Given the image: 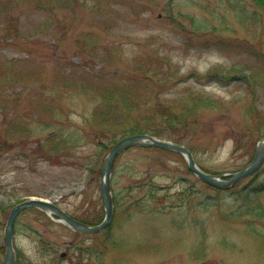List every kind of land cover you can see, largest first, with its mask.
I'll return each mask as SVG.
<instances>
[{
	"label": "rangeland",
	"instance_id": "1",
	"mask_svg": "<svg viewBox=\"0 0 264 264\" xmlns=\"http://www.w3.org/2000/svg\"><path fill=\"white\" fill-rule=\"evenodd\" d=\"M140 66L160 74L136 93L150 102L93 117L105 105L98 88L140 81ZM130 114L163 137L141 125L134 134L172 136L204 174L245 168L264 139V14L249 0H0V264L6 218L27 198L89 226L103 220L100 168L133 134L120 133ZM178 114L188 124L168 132L162 120ZM263 180L264 160L218 190L182 154L131 148L112 168L109 226L75 233L26 209L16 264H264V190L250 192Z\"/></svg>",
	"mask_w": 264,
	"mask_h": 264
},
{
	"label": "water",
	"instance_id": "2",
	"mask_svg": "<svg viewBox=\"0 0 264 264\" xmlns=\"http://www.w3.org/2000/svg\"><path fill=\"white\" fill-rule=\"evenodd\" d=\"M132 147H155L165 151L176 152L185 156L187 160L188 169L196 175L202 182L215 187L226 189L231 187L234 183L239 181L242 178L251 176L262 164L264 160V139L256 146V150L251 162L242 170L233 173L231 175H208L202 173L196 166L194 159L190 152L185 148L172 144L169 141L158 140L148 135L135 134L129 135L118 140L112 148L109 150L108 154L104 158L100 179L99 187L102 196V204L104 209V219L101 223L95 226H88L84 223H81L70 216H68L63 210H61L57 205L38 198H31L26 201H23L16 206H14L6 220V224L3 230V239L5 246V253L3 257L4 264H16L15 254L12 245V229L15 218L17 215L26 208H37L48 215H53L58 218V222L63 223L65 226L71 230L79 233H95L105 229L112 218L113 215V206H112V197L110 191V177L112 173V166L114 160L118 154L121 152L132 148ZM226 178H228L226 180Z\"/></svg>",
	"mask_w": 264,
	"mask_h": 264
},
{
	"label": "trees",
	"instance_id": "3",
	"mask_svg": "<svg viewBox=\"0 0 264 264\" xmlns=\"http://www.w3.org/2000/svg\"><path fill=\"white\" fill-rule=\"evenodd\" d=\"M249 1L251 2V4H253V6L255 8H257L260 12H262L264 14V0H249ZM254 13H255V11H254ZM252 18L256 19V15L252 14ZM137 71L142 74L140 81L129 79L130 76H127L126 77L127 78L126 79L127 85L124 88H121V87H118L116 89H105L103 87L98 88L100 93L96 92L98 94V96H96V97L99 99L100 102L104 103L105 105H102V106H99L98 108H96L92 114L93 117H99L100 114L113 115L110 117H114V116L121 117V116H124V113H123L124 111H128V110H136L137 111V109H139V107L142 103L144 104V103L150 102L147 99H144V101L141 102L140 98L141 97L151 98L152 96H137L136 93L138 92L139 89L147 91L146 89L149 87L158 86L160 81H161L160 74L151 75V71L148 69V67H143V66H140V68H138ZM122 75H124V77H125V75H127V74L123 73ZM98 89H95V90L98 91ZM124 90H126V91H124ZM135 106H137V107H135ZM119 111L122 114L116 115V114H118ZM179 114L185 115V114H187V112L182 111ZM179 114L176 116V119L174 118L172 121L170 118H164L162 120V124L167 123L169 125L168 132H170L172 125L174 127H180L181 126V127L185 128L186 125L188 124L186 121H184L179 116ZM188 115H189V113H188ZM108 119H109L108 121L113 120V118H108ZM126 123H128V126H127L128 128L126 130L121 131L120 133H124V134H126V133H133V134L134 133H142L144 131L143 127H146L149 130L152 129L151 131H147V132L152 134L153 136L158 137V138L163 137V136H161L162 134L159 133L160 131L158 132V130L156 128L158 126V124L153 122L152 118L142 122V117L132 118L131 114H130ZM139 125H141L143 127H141ZM116 134H118V133L115 131H112V136H115ZM51 137L54 138V137H56V135L53 134V135H51ZM166 139L171 140L173 143L178 142L172 136H168V137H166ZM263 181L259 186L255 187L250 192L254 195L259 193V192H262L264 190V182Z\"/></svg>",
	"mask_w": 264,
	"mask_h": 264
}]
</instances>
